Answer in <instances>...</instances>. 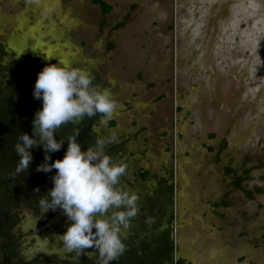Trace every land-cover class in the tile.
I'll use <instances>...</instances> for the list:
<instances>
[{
    "label": "rangeland",
    "instance_id": "rangeland-1",
    "mask_svg": "<svg viewBox=\"0 0 264 264\" xmlns=\"http://www.w3.org/2000/svg\"><path fill=\"white\" fill-rule=\"evenodd\" d=\"M103 1L105 23L91 0H0L3 62L38 56L37 73L64 63L109 90L113 123L95 131L117 137L105 153L126 178L150 169L139 198L174 170L177 256L264 264V0ZM184 212L198 227L182 251Z\"/></svg>",
    "mask_w": 264,
    "mask_h": 264
},
{
    "label": "clouds",
    "instance_id": "clouds-1",
    "mask_svg": "<svg viewBox=\"0 0 264 264\" xmlns=\"http://www.w3.org/2000/svg\"><path fill=\"white\" fill-rule=\"evenodd\" d=\"M32 97L41 106L33 114L31 136L20 133L13 146L18 156L15 173L27 170L32 161L30 149L39 146L43 162L35 170H55L50 177L52 186L39 204L43 211L61 210L66 218L65 230L58 236L64 251L77 257L95 252L97 264L115 262L126 250L123 233L139 210L137 193L119 185L126 163L104 151L117 137H98L94 147L81 151L76 139L79 130H74L66 139L63 156L49 163V154L59 151L65 141L54 138L56 130L97 114L99 124L104 125L116 110L114 98L108 89L94 86L88 73L64 63L46 64L36 74ZM145 223L153 219L146 217Z\"/></svg>",
    "mask_w": 264,
    "mask_h": 264
},
{
    "label": "flooded vegetation",
    "instance_id": "flooded-vegetation-1",
    "mask_svg": "<svg viewBox=\"0 0 264 264\" xmlns=\"http://www.w3.org/2000/svg\"><path fill=\"white\" fill-rule=\"evenodd\" d=\"M0 47L2 48L0 64L5 67L3 75L9 77L12 72L19 75L26 73L28 77L26 76L24 79L25 84H28L32 79H36L37 72L35 71H37L36 67L39 62L38 56H30V59L20 69H14L13 65L3 62L7 51L4 45L0 44ZM31 97L29 95V99ZM112 146L115 147L116 144ZM116 148L118 150L115 149V152H112L119 155L121 152L120 146H116ZM169 169L173 170L172 166L167 168L163 166L161 171L152 176L154 180L152 192L144 193V196L138 199L139 210L137 215L131 220L129 228L123 233L126 250L115 262H110V264H171L169 248L171 237L174 243L173 263L192 264L191 260L176 255L174 221L171 235L169 208L166 203L164 204L165 207L161 206L164 202L161 190L166 184L167 170ZM227 170L229 171L230 169L227 168ZM140 173L144 176L140 177ZM150 176V169L140 166L132 174V179H128L123 175L124 179L119 185L125 189L135 191L140 197L136 185L145 186V182ZM241 181H239V186ZM173 185L174 206L176 204L174 170ZM46 192L22 191L16 188L10 190L7 187L0 189V264H97L95 252H92L91 255L86 253L77 257L75 253L64 251L58 236L65 230L66 218L59 209L43 211L39 204V199ZM161 202L162 204L160 205ZM152 203H154V206L149 207ZM146 217H151L153 223H145ZM190 221H185L189 225L186 240H183V237L181 238L183 243L189 240L194 234L193 231H196L198 227ZM206 228V226L205 228L201 227V233L202 231L206 232ZM197 235L202 241V236L200 234ZM181 248L182 251H185V244L181 245ZM85 251H92V249ZM200 256L202 255L200 254Z\"/></svg>",
    "mask_w": 264,
    "mask_h": 264
},
{
    "label": "trees",
    "instance_id": "trees-1",
    "mask_svg": "<svg viewBox=\"0 0 264 264\" xmlns=\"http://www.w3.org/2000/svg\"><path fill=\"white\" fill-rule=\"evenodd\" d=\"M92 4L98 6L99 12L102 16H105L110 11V6L103 0H91ZM105 19L102 20L104 23ZM0 52L2 48L0 47ZM5 67L0 64V189H20L24 191H39L34 192H46L52 185L50 177L54 174L52 172L44 173L36 171V165L43 162V152L39 146L30 149L32 155V161L29 164L25 172L19 174L15 173V166L18 163V156L14 151V144L17 142L20 133H27L31 136L32 119L34 112L40 108V101L29 99V95L32 96V87L35 79H32L25 84L24 79L28 75H19L13 73L7 77L3 75ZM21 96V97H20ZM101 119L100 114L93 117H83L78 123H67L61 125L59 129L54 133V138L64 139V143L59 151L50 153L51 160L60 159L63 156L64 150L67 146L66 139L74 134V130H79V134L76 137L77 142L81 146V151L87 147H94L95 140L100 137L98 132L95 131V126ZM113 121H109L112 124ZM105 152L115 151L116 146H105ZM140 177L144 175L139 174ZM239 186V181H237ZM164 202L160 203L164 206L166 203L169 208L170 216V232L172 235L173 231V170H167L166 184L161 190ZM154 206V203L150 204L149 207ZM165 207V206H164ZM158 212V209H157ZM169 248L171 252V264L173 263V238L169 240Z\"/></svg>",
    "mask_w": 264,
    "mask_h": 264
},
{
    "label": "bare ground",
    "instance_id": "bare-ground-1",
    "mask_svg": "<svg viewBox=\"0 0 264 264\" xmlns=\"http://www.w3.org/2000/svg\"><path fill=\"white\" fill-rule=\"evenodd\" d=\"M187 174V173H186ZM182 175H183V173H182ZM185 175V174H184ZM187 182V181H186ZM182 192V191H181ZM183 194H185V193H183ZM183 194H181V196L183 195ZM187 195V194H186ZM183 198L180 200V203H181V205L185 202V197L184 196H182ZM189 201V200H188ZM187 203V202H186ZM182 209V208H181ZM184 211V210H183ZM182 211V212H183ZM185 212L181 215L182 216V219L183 220H187V215L185 216ZM181 218V217H180ZM184 233V238H185V240H186V238H187V231H186V229H185V231L183 232ZM184 244V243H183ZM184 251V250H183Z\"/></svg>",
    "mask_w": 264,
    "mask_h": 264
},
{
    "label": "crops",
    "instance_id": "crops-1",
    "mask_svg": "<svg viewBox=\"0 0 264 264\" xmlns=\"http://www.w3.org/2000/svg\"><path fill=\"white\" fill-rule=\"evenodd\" d=\"M101 16H102V15H101ZM103 17H104V16H102V18H101V22H102V20L104 19ZM104 23H105V21H104ZM163 66H164L163 62H158V63L156 64V67L159 68L158 70H159L160 73H162V71L164 70V67H163ZM160 67H161V68H160Z\"/></svg>",
    "mask_w": 264,
    "mask_h": 264
}]
</instances>
